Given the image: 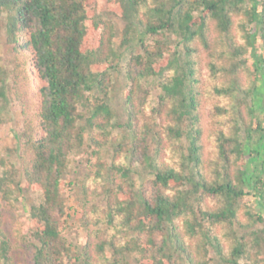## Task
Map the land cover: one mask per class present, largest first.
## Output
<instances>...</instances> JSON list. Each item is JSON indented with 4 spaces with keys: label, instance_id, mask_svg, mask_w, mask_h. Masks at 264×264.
Listing matches in <instances>:
<instances>
[{
    "label": "trees",
    "instance_id": "16d2710c",
    "mask_svg": "<svg viewBox=\"0 0 264 264\" xmlns=\"http://www.w3.org/2000/svg\"><path fill=\"white\" fill-rule=\"evenodd\" d=\"M0 82L23 116L17 164L0 158V264H264V214L244 199L264 193V0H0ZM85 145L97 160L71 212ZM22 184L42 200L14 224Z\"/></svg>",
    "mask_w": 264,
    "mask_h": 264
},
{
    "label": "rangeland",
    "instance_id": "374dc122",
    "mask_svg": "<svg viewBox=\"0 0 264 264\" xmlns=\"http://www.w3.org/2000/svg\"><path fill=\"white\" fill-rule=\"evenodd\" d=\"M117 28L121 29L123 27V22L119 19L115 20ZM4 35V34H3ZM2 35V60L4 68H8L11 64L9 61L10 57L14 56L12 45L8 44ZM120 36L117 38L116 43H119ZM129 58V52H124V57L119 62V69L114 72L113 77V87H112V104L115 112V121L124 122L126 120V114L123 107V99L125 95V90L127 87V78L123 69L124 64ZM9 61V62H8ZM31 75L32 80V90L35 93V99L40 98V87L45 85V80L39 77L38 74L33 72L31 65ZM1 84V82H0ZM9 96V92H7ZM157 95V91L154 90V96ZM259 97L256 96V99ZM4 99L0 97V158H5L7 162H15L17 164V157L14 153L9 151V148L14 147L15 143V134L22 125L23 116L19 110V104L17 102H10L8 106H4ZM115 133H123L122 129H115ZM112 148L108 147L101 151V156L106 160H111ZM97 156L92 154V149L85 145L79 150H76L72 153L71 164L69 173L66 176L69 186L66 190L67 196V205L71 212L79 206H81L82 201L85 199L83 195L82 185L85 181H88L91 173L90 165L95 163ZM251 169V165L249 167ZM137 180L140 181L141 177L136 176ZM15 196L17 198H15ZM13 200L15 201L16 209L13 212L12 222L24 223L28 222V215L30 212L31 205L39 204L42 200V193L40 190L27 188L22 184L20 192L15 194ZM245 200L254 201V209L258 212L264 214V193H261L257 190L248 194L244 198ZM70 226L66 231V236L73 242H80L83 240L86 230L83 228L82 224L78 220H71ZM12 225V224H10Z\"/></svg>",
    "mask_w": 264,
    "mask_h": 264
}]
</instances>
